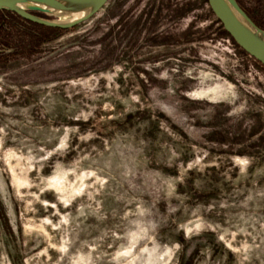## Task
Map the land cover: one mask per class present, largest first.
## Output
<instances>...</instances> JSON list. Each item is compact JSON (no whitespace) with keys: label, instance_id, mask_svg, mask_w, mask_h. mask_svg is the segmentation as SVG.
<instances>
[{"label":"rangeland","instance_id":"1","mask_svg":"<svg viewBox=\"0 0 264 264\" xmlns=\"http://www.w3.org/2000/svg\"><path fill=\"white\" fill-rule=\"evenodd\" d=\"M24 24L0 21V264H264V67L206 1Z\"/></svg>","mask_w":264,"mask_h":264},{"label":"water","instance_id":"2","mask_svg":"<svg viewBox=\"0 0 264 264\" xmlns=\"http://www.w3.org/2000/svg\"><path fill=\"white\" fill-rule=\"evenodd\" d=\"M109 0H0V10L17 14L24 20L66 30L88 20ZM222 29L248 56L264 67V30L256 25L235 0H205ZM44 14L73 15L68 20ZM237 14L244 17L240 20Z\"/></svg>","mask_w":264,"mask_h":264},{"label":"trees","instance_id":"3","mask_svg":"<svg viewBox=\"0 0 264 264\" xmlns=\"http://www.w3.org/2000/svg\"><path fill=\"white\" fill-rule=\"evenodd\" d=\"M0 21H7L10 22L12 24H16L17 26L21 27V28H26V26H24L26 23L27 25L30 26H34V27H41V28H46L49 29L51 31H55V30H59L58 28H53V27H47V26H43L37 23H33L27 20L22 19L21 17H19L17 14L11 12V11H7V10H0ZM255 22V21H254ZM257 24V23H256Z\"/></svg>","mask_w":264,"mask_h":264},{"label":"bare ground","instance_id":"4","mask_svg":"<svg viewBox=\"0 0 264 264\" xmlns=\"http://www.w3.org/2000/svg\"><path fill=\"white\" fill-rule=\"evenodd\" d=\"M63 15V14H62ZM61 15V16H62ZM238 15V17L240 18V20H242V21H245V19H244V17L242 16V15H240V14H237ZM64 19V18H63Z\"/></svg>","mask_w":264,"mask_h":264}]
</instances>
